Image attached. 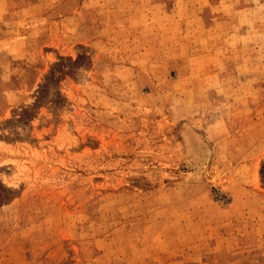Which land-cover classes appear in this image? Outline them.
Listing matches in <instances>:
<instances>
[{
	"label": "rangeland",
	"instance_id": "374dc122",
	"mask_svg": "<svg viewBox=\"0 0 264 264\" xmlns=\"http://www.w3.org/2000/svg\"><path fill=\"white\" fill-rule=\"evenodd\" d=\"M0 264H264V0H0Z\"/></svg>",
	"mask_w": 264,
	"mask_h": 264
}]
</instances>
